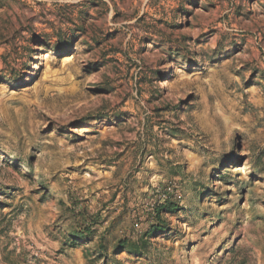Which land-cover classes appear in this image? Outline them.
<instances>
[{
  "label": "rangeland",
  "instance_id": "1",
  "mask_svg": "<svg viewBox=\"0 0 264 264\" xmlns=\"http://www.w3.org/2000/svg\"><path fill=\"white\" fill-rule=\"evenodd\" d=\"M0 264H264V0H0Z\"/></svg>",
  "mask_w": 264,
  "mask_h": 264
},
{
  "label": "trees",
  "instance_id": "2",
  "mask_svg": "<svg viewBox=\"0 0 264 264\" xmlns=\"http://www.w3.org/2000/svg\"><path fill=\"white\" fill-rule=\"evenodd\" d=\"M82 30V25L79 26ZM59 42V41H58ZM179 203L171 198L166 197L162 201H156L152 206V218L147 228L141 233V235L135 240L132 241L128 238L119 239L116 243V246L121 251H127L128 253H133L135 255L141 256L144 254L146 248V241L152 236H156L159 232H165L167 226L164 224L162 218L163 214H174L179 211ZM92 224L84 227L83 229H72L67 235L69 240L64 244L69 247H75L78 243L76 240L87 238L92 234ZM100 249H104L103 246H99Z\"/></svg>",
  "mask_w": 264,
  "mask_h": 264
}]
</instances>
